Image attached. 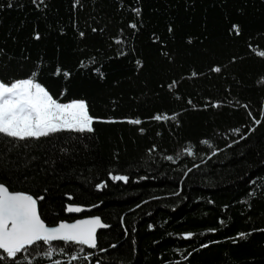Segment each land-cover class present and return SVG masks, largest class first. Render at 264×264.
<instances>
[{"label": "trees", "instance_id": "obj_1", "mask_svg": "<svg viewBox=\"0 0 264 264\" xmlns=\"http://www.w3.org/2000/svg\"><path fill=\"white\" fill-rule=\"evenodd\" d=\"M261 52L264 0H0V80L37 72L97 118L0 135V183L43 197L49 225L81 205L109 226L0 264H264Z\"/></svg>", "mask_w": 264, "mask_h": 264}, {"label": "snow or ice", "instance_id": "obj_2", "mask_svg": "<svg viewBox=\"0 0 264 264\" xmlns=\"http://www.w3.org/2000/svg\"><path fill=\"white\" fill-rule=\"evenodd\" d=\"M136 11L139 15V10ZM130 26L137 27L135 24ZM234 28L238 34L239 27ZM36 38L39 39V36ZM259 54L264 56V52ZM59 71L57 69V74ZM214 71L219 72L220 69L215 68ZM37 75V72H33L28 78L10 83L0 80V135L26 141L46 138L64 131L80 134L93 132V123L97 118L89 114L86 101L61 103L38 82ZM154 119L160 120L162 117L157 115ZM129 123L140 124L141 121L131 120ZM113 179L127 181L128 177L115 176ZM98 187L103 188L104 185ZM42 199L43 197L36 198L25 192L10 191L6 185L0 183V253L4 254L0 259L16 260L18 255L28 253L41 242L50 246L43 253L45 256H51L55 250L51 247L53 241L96 247V228L107 227L99 217L50 227L41 219L38 201ZM67 210L81 211L79 207L73 206H69ZM24 258L27 260L26 255ZM27 264H31V261H27Z\"/></svg>", "mask_w": 264, "mask_h": 264}, {"label": "water", "instance_id": "obj_3", "mask_svg": "<svg viewBox=\"0 0 264 264\" xmlns=\"http://www.w3.org/2000/svg\"><path fill=\"white\" fill-rule=\"evenodd\" d=\"M9 190H10V189H9ZM10 191H11V190H10ZM70 206H73V207H79V208L81 209V211H79V212H69V211L67 210V215H68L69 217L74 218V220H71V221H63V222H60V223L74 224V223H76L77 221H80V220H91V219H93V218H95V217H99L100 220H101V222H102L104 225H107V224L102 220V218H101L99 215H87V216H85L86 213H91V212L93 211V208L85 207V206H81V205H70ZM38 208H39V207H38ZM39 212H40V210H39ZM40 215H41V214H40ZM41 219H43L42 216H41ZM43 220H44V219H43ZM44 222H45V220H44ZM45 223H46V222H45ZM60 223H59V224H60ZM46 224H47V223H46ZM59 224H57V225H49V224H47V225L50 226V227H56V226H58ZM108 228H109L108 225H107V227L96 228V231H95L96 247H97L98 234H99L100 232H102V231L108 229ZM96 247H95V248H96Z\"/></svg>", "mask_w": 264, "mask_h": 264}]
</instances>
